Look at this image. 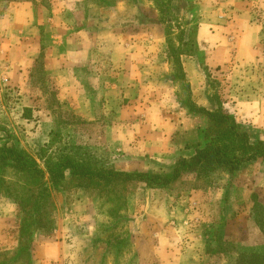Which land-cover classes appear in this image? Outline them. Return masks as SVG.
I'll use <instances>...</instances> for the list:
<instances>
[{
  "label": "rangeland",
  "instance_id": "rangeland-1",
  "mask_svg": "<svg viewBox=\"0 0 264 264\" xmlns=\"http://www.w3.org/2000/svg\"><path fill=\"white\" fill-rule=\"evenodd\" d=\"M219 104L264 141V0H0V145L41 169L50 225L21 235L40 182L0 162V264H264L262 158L152 186L52 184L41 158L169 175Z\"/></svg>",
  "mask_w": 264,
  "mask_h": 264
},
{
  "label": "trees",
  "instance_id": "trees-1",
  "mask_svg": "<svg viewBox=\"0 0 264 264\" xmlns=\"http://www.w3.org/2000/svg\"><path fill=\"white\" fill-rule=\"evenodd\" d=\"M209 116L214 126L210 131L211 136L204 141L203 145L196 148L193 155L179 159L169 175L150 172L129 173L113 171L105 168L97 161L90 165V161H86L85 158H82V155H78L80 150L78 147L72 153L64 152L65 148H61V151L55 154L42 149L41 158L44 159L43 161L52 184H57L65 171L71 169L72 176L81 179L100 177L107 180V182L112 179L136 181L147 186L156 184L167 185L179 178L183 173L207 175L218 167H227L234 170L249 160L264 159V141L251 142L248 133L241 129V124L232 113L223 110L219 104L215 111L209 113ZM0 162L7 167L13 168L15 172L22 174L21 176L35 179L38 182L41 181V169L17 145L10 147L6 144L0 145ZM39 185L41 187L38 190L33 206L24 211L21 235H26L30 230H42L50 226L45 212L49 189L46 184L40 182ZM21 209L24 210L23 206H21ZM26 213H29V216ZM31 241L24 243L22 249H27Z\"/></svg>",
  "mask_w": 264,
  "mask_h": 264
}]
</instances>
